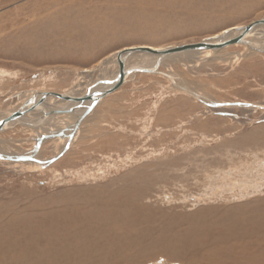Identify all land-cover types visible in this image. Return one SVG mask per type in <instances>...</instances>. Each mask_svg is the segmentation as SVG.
<instances>
[{"label": "rangeland", "instance_id": "1", "mask_svg": "<svg viewBox=\"0 0 264 264\" xmlns=\"http://www.w3.org/2000/svg\"><path fill=\"white\" fill-rule=\"evenodd\" d=\"M263 15L264 0H0V116L35 89L79 93L98 77H112L113 54L122 47L200 40ZM257 40L264 43V34ZM142 55L130 59L126 81L71 134L69 113L59 115L65 125L55 124V114L45 117L56 131L21 122L0 129V150L11 155L32 152L41 132L61 133L41 140L33 156L44 162L0 156V234L3 224L41 214L36 204L111 210L133 203L160 209L166 221L170 213L217 207L235 219L264 210V50L239 43L166 55L153 71L140 69L154 68L156 56ZM45 98L49 107L65 102ZM257 223V232L264 231ZM206 235L192 237L200 244ZM226 242L231 240L220 243ZM139 248L136 253H145L135 264H151L158 256ZM215 249L211 257L208 249L192 253L218 264L222 257ZM160 253L186 263L180 252ZM257 253L245 259L264 264V253Z\"/></svg>", "mask_w": 264, "mask_h": 264}, {"label": "bare ground", "instance_id": "2", "mask_svg": "<svg viewBox=\"0 0 264 264\" xmlns=\"http://www.w3.org/2000/svg\"><path fill=\"white\" fill-rule=\"evenodd\" d=\"M154 1L156 2V0ZM69 10L70 9H68V11ZM48 19L50 20V18ZM257 29V31L263 30L264 24L260 25ZM263 34L264 33L258 34L257 36ZM255 40L258 44L263 41L260 40V42H258L257 37H255ZM142 54H150L157 57V54L153 53H132L125 61L124 71L131 58H138ZM114 74L115 72L112 76ZM50 99L51 101L53 100L52 98ZM57 101L55 100L54 103ZM35 110L36 109L32 111L27 110L22 116L29 119L30 123L35 122L34 120L38 116H41L39 113H34ZM75 112L81 113L82 109H76L74 113L69 112L74 120L72 121V124L68 126V128L70 127L71 129H68L67 134H71L72 127H74V122L77 119ZM60 114L65 115L66 113L55 114L54 116H56V118L53 117L52 120L58 119L59 122L55 124L61 125L64 123H61L64 117L62 115V117L59 116ZM49 119L51 120V118ZM49 119L44 118L38 125L42 127L44 126V129L50 127L51 131L55 130V128L58 130L56 126L51 127L53 124ZM65 124L66 123H64V125ZM43 133L45 134V132H41V134ZM67 134H64L66 135V138L69 136ZM1 151L2 149L0 152ZM4 154L11 155L8 153ZM84 204L85 206H82L80 203L70 204L69 208H67L69 205L66 208H62V206H60L61 208H57L55 205L54 207L52 205L49 207V205L39 206L40 204H36L34 207L39 209L38 212L41 211V214L33 213L36 218L32 217L34 219L30 218V221L27 219L21 222L22 224L18 223V225L15 223L16 227L13 223L3 224L2 234H0V264H135L142 259L143 253H145L144 249L143 253H136L138 252V248L140 247L139 249L142 250L141 248L145 246L149 250L147 253L162 252L163 254L165 252V254L167 253L170 256L179 255L181 253L186 259V263L184 261L185 264H206L205 262L200 261V259L197 260L192 252L199 251L204 254L207 249H217H215V251H217L222 257L217 259L216 263L218 262V264H254L255 262H248V260L245 259V256H247L245 254L253 256L252 254L255 250H258V255L264 253V231L257 232L258 229H255L256 220L259 222L257 223L258 226L259 224H263L262 228L264 230L263 208L260 209L262 211L258 212L256 216L255 213H250L249 211V216L244 213L242 216H237L236 219L234 218L233 212H231L232 214L228 213L227 217L225 216L226 213L221 212L218 207L214 208V210L216 209L215 211L205 209L195 215L178 214L179 212H176L178 215L170 213L169 221H166V216H164L165 213L160 209L150 207V209L145 208V210V206L141 207V205L138 206V204L132 205L133 203H130L123 208L114 207L113 209L111 208V210H107L105 207L98 208V210L96 208H91L90 206L87 207L88 204L86 203ZM99 204L105 206L103 202ZM260 204L264 207L263 201L260 202ZM249 205L248 207H250ZM224 208L225 207H223V209ZM241 209H243V207H241L240 210ZM87 211L88 213H86ZM226 211L228 210L226 209ZM167 213L168 212H166V214ZM212 217L214 218V222L211 220ZM221 217L223 220H221ZM208 221L209 223L206 224ZM176 222H179L182 225H177L178 223ZM183 223L185 225H183ZM14 228L17 229L15 230ZM197 232H205L207 234L206 238L204 237L205 239L200 241V244H197L198 241L192 237L194 234L196 235ZM259 233L263 236H260ZM13 234L15 235L10 237ZM224 240H231V242H226L228 244L223 246L220 242H224ZM229 250L233 252L231 256L227 255V251ZM212 252L214 251L211 250L208 257L213 255ZM159 253L158 256L155 254L157 257L152 263L150 261L151 264L183 263L178 261V259H174L175 261L169 260L166 258L167 256L160 255L161 253ZM257 254H255V256ZM224 258L227 259L225 260V263Z\"/></svg>", "mask_w": 264, "mask_h": 264}, {"label": "water", "instance_id": "3", "mask_svg": "<svg viewBox=\"0 0 264 264\" xmlns=\"http://www.w3.org/2000/svg\"><path fill=\"white\" fill-rule=\"evenodd\" d=\"M264 24V15L260 18L254 19L246 24H238L227 27L213 36L205 37L200 40L181 42L175 44H169L161 47H156L152 45H130L122 47L116 50L113 56L116 57V70L115 74L109 78L98 77L94 82L87 85L79 93L69 92V91H47V90H33L31 95L23 100V102L14 109L7 111L0 117V129L6 128L11 124L25 123L28 125H37L42 122V120L52 114L58 113H74L76 109H82V112L76 113L77 119L74 122L73 129L75 130L79 124V121L87 115L92 108L106 95L121 86L123 82L126 81V71H124V64L129 55L135 52L141 53H153L157 54L154 68H141L144 71H153L161 62V60L166 56L184 53L187 51H200L209 50L217 51L231 44H244L247 49L264 50V43H257L255 37H257V31L260 25ZM167 57V56H166ZM105 62V61H103ZM194 92L191 89H188ZM195 93V92H194ZM53 96L57 99H63L65 102L60 105H55L49 107L45 106V97ZM222 104H237V105H249V106H259L261 104L251 103V102H221ZM264 106V105H261ZM42 110V115L38 116L34 121L31 122L25 117L23 113L27 110ZM60 134V132H47L45 135L42 134L40 139L37 140L34 150L30 153H19L7 155L0 152V156L7 157L13 160L19 159H36L37 162H44L45 159L35 158L33 155L38 149L41 140L46 136H55ZM67 146V145H66Z\"/></svg>", "mask_w": 264, "mask_h": 264}]
</instances>
